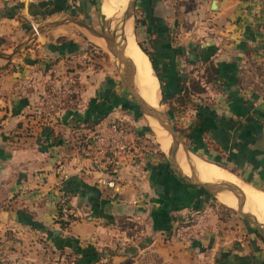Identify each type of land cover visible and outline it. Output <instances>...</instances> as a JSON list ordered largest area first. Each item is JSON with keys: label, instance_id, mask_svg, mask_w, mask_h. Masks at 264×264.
I'll return each mask as SVG.
<instances>
[{"label": "crops", "instance_id": "crops-1", "mask_svg": "<svg viewBox=\"0 0 264 264\" xmlns=\"http://www.w3.org/2000/svg\"><path fill=\"white\" fill-rule=\"evenodd\" d=\"M18 1L0 0V36L12 45L20 32L25 31L24 37L31 33L26 20L6 13ZM32 1L36 14L45 10V18L63 16L70 5L80 11L86 4V0ZM39 1L44 4L37 6ZM138 3L149 13L151 52L169 96L191 74L198 77L211 66L217 71V78L206 85L203 124L190 128L192 152L209 160L204 161L224 163L252 185L264 181V0ZM55 36L46 45L27 47L26 53L0 55V222L15 224L17 219L35 229L56 227L55 195L62 188L79 217L67 232L109 247L130 243L126 264H260L253 239L247 249L241 238L229 246L217 238L215 226L200 227L190 236L196 226L188 218L199 211L193 209L199 195L180 176L171 173L164 179L163 167L159 175V167L138 164L129 150L119 152L107 171L97 167L104 156L101 150L90 155L79 152L85 133L79 134L90 129L76 123L85 119L103 123L110 115L97 117L100 105L114 109L122 99L115 94L117 83L102 79L100 71L85 73L70 65L82 51L79 39L65 33ZM59 36L66 38L57 40ZM70 76L77 80L66 85L74 93V107L44 110L41 84L49 80L58 85ZM88 104L90 115L79 108ZM70 121L76 122L75 130H68ZM109 125L100 127L102 134L111 131ZM100 177L112 179L114 185L99 181ZM76 223H83V228L76 230Z\"/></svg>", "mask_w": 264, "mask_h": 264}, {"label": "rangeland", "instance_id": "rangeland-1", "mask_svg": "<svg viewBox=\"0 0 264 264\" xmlns=\"http://www.w3.org/2000/svg\"><path fill=\"white\" fill-rule=\"evenodd\" d=\"M101 1L102 0H95L94 5L83 4V7H80V11L78 8H72L74 11L71 8H68L66 10L67 13L63 14V16L62 14H59L47 18L39 13L35 15L30 13L27 3L28 0L18 1L17 4L10 7L11 11L6 13L15 14L16 18L21 20V22L26 20L27 23H29L31 33L24 37L25 31L20 32V35L17 37L18 41L13 45L12 43H8V40L4 39V43L0 46V52L4 54H14L15 51V53H26L27 47L36 44L38 45V43L40 44L42 42L44 43L43 45H46L47 41L56 37L55 35L57 33H65L68 36L79 39L82 43V51H80L78 57H75L70 65L84 70L85 73H91L94 70L95 72L100 71L102 79L106 77L112 79L111 82L114 81V83H117V92L115 91V94L118 98H122L123 100L122 102L118 101L114 109H110L106 114H109L110 116L106 118L103 123H99V121L96 122L95 120H92V122L90 121L91 124L88 123V125H91H89L90 130H83L82 133L79 134L82 135L85 133L83 136L85 143L84 141L81 142L79 152H81L82 146H86L91 140L95 139L96 134L101 131V126L112 124L120 130L125 138L126 147L123 151L129 150V153L132 152V159H135L138 164L146 166L147 169L153 170L155 167H159V171L161 170L160 167H163L162 169L165 173L164 179L168 178L167 176L172 177L171 173L173 172L180 176L176 167L168 159L166 152L163 151L161 143L159 142L152 126L149 125V123L151 124V120L148 118V123L147 119L141 115L135 98L123 86L118 73V62L112 53L108 51L105 41L96 38L88 28L73 21H81L85 25L100 32L102 17L99 5H101ZM19 2H22V4L20 5ZM138 2L139 0H137L134 9V34L137 42H140L148 51H152L153 45L151 43V38L148 36V32H145V27L142 21H136ZM69 7H71V5ZM30 19L33 23H36L35 26L38 27L39 25L37 29L39 32L38 35H35V30L30 24ZM54 20L57 23L66 21L67 24L53 25L50 23H44V21L54 22ZM20 56L22 57L21 54ZM9 67L8 69H10ZM191 75L192 78L198 79L196 75ZM199 75L200 73H198V76ZM88 77L89 75L86 74L85 83L90 79H88ZM48 81L49 80L41 84L42 91L40 92V98L45 104L44 110H52L57 108V105L68 106L70 104L71 106L73 103H76V100H74V93L68 92V86H66L71 83L73 84L74 82L76 83V77L72 78L70 76V78H66L64 81L59 82L60 84L58 85H50ZM159 87L163 109L166 110L169 117L172 118L175 115V111L170 109L168 102L163 97L164 95L162 93L163 90L160 82ZM206 93L207 89L201 93L193 95L192 97L196 100L201 97L207 100L205 97H209V94L206 95ZM71 107L73 108L74 106L72 105ZM79 108H85L84 113L86 115L88 112L89 115L92 113L89 104ZM193 111V109L188 108L181 113L179 116L181 127L185 126V123L191 118L192 113H194ZM76 125H73V122L70 121L68 123V130H75L73 126ZM179 133L181 135L183 134L181 131H179ZM161 174L160 171L159 175ZM181 179L183 178L181 177ZM193 187L196 188L199 195V200H195L194 203L196 205L193 209L199 211H197L194 216L188 218L191 220V224H193L192 227L196 226L190 236L193 237L197 233L195 231L200 229V227L203 228L206 226L208 228L215 226L213 229L217 238L229 246L235 239L238 238L240 240L241 238L244 242V248L247 249L251 247L253 239L255 241H253L254 245L257 241L260 246H258L257 249L255 245V251L259 256L260 264H264V234L259 230L258 232H253L256 227L252 223L243 218L234 208L223 203L221 199L217 198L214 194L203 190L201 186L193 185ZM256 187L264 191V181H259V184L256 185ZM59 189L60 190L55 195L57 210L56 217H54V223H56V227L49 226L47 227L48 229H35L31 225L19 223L20 221L17 219L15 221H18V223L15 224L9 222L6 223L4 221L0 222V264H126V257H129V254L132 252L130 243L109 247L100 244L97 239L83 240L79 237L70 235L67 232L70 229V224L79 219V217L75 215V211L69 203V197L66 191L62 188ZM63 198L65 199V202L64 205L61 206L59 203H61V199ZM61 207L62 210L65 208L67 212L66 218L62 213ZM70 213H73L76 218H70ZM188 219L186 220L187 222ZM63 221H66V224H64ZM180 223L183 225V222ZM80 227L83 228V223H76L74 225L76 230ZM140 255L143 254L141 253ZM89 261L91 262L89 263Z\"/></svg>", "mask_w": 264, "mask_h": 264}, {"label": "bare ground", "instance_id": "bare-ground-1", "mask_svg": "<svg viewBox=\"0 0 264 264\" xmlns=\"http://www.w3.org/2000/svg\"><path fill=\"white\" fill-rule=\"evenodd\" d=\"M126 3L127 0H102L100 9L106 17L114 18L119 16L116 23L119 35L118 38L120 36L123 38L122 42L125 44L124 53L135 65V82L139 92L149 105L159 110H164L160 99L158 77L154 73L148 55L142 50L136 41L134 34V15L133 13L120 14ZM92 35L103 40L95 34ZM148 118L151 120L150 125L157 135L167 157L178 171H183L184 173L189 174L190 168L184 152L179 150L178 155H176L175 153L168 151L167 148L171 145L169 134L156 119L150 116H148ZM190 159L202 180L212 181L225 186L244 200L245 210L252 211L256 214L259 220L264 221V191L262 189L244 181L235 172H232L227 168L221 167L212 162L204 161L193 152L190 153ZM230 191H220L216 197L221 199L223 203L235 208L237 198Z\"/></svg>", "mask_w": 264, "mask_h": 264}, {"label": "water", "instance_id": "water-1", "mask_svg": "<svg viewBox=\"0 0 264 264\" xmlns=\"http://www.w3.org/2000/svg\"><path fill=\"white\" fill-rule=\"evenodd\" d=\"M137 0H127V3L122 10L120 14H127V13H133L134 15V9L136 6ZM101 3V2H100ZM100 14L102 17V25H101V31L98 32L94 30L93 28L89 27L88 25H85L81 21L73 20L74 22L78 23L79 25L88 28L90 31H92L93 34L101 37L106 44V47L109 52L112 53V55L116 58L118 62V68H119V76L120 80L123 84V86L129 91V93L135 98L136 103L139 107L141 115H143L147 121L148 116L153 117L157 120V122L167 131V133L170 136L172 145H169L167 148L168 151L175 153L178 155V151L181 150L184 152L185 157L187 159L188 166L190 168V173H184L183 171L178 173L180 176L189 184L198 185L203 187L206 191H208L211 194H214L217 196V194L220 191H230L225 186L214 183L212 181L208 180H202L197 171L195 170V166L193 165L191 159H190V153H192V150L188 145L186 144L184 138L179 133L178 129L174 126L172 123L171 118L169 117L166 110H159L151 105H149L146 100L142 97V95L139 92V89L137 87V84L135 82V65L133 61L125 55V44L122 42L123 38L120 36L118 38V31L116 28V23L119 18L118 17H106L99 5ZM0 55H8L0 52ZM153 68V67H152ZM156 74V73H155ZM162 103V102H161ZM149 123V121H148ZM150 125V123H149ZM169 159V158H168ZM170 160V159H169ZM172 163V162H171ZM173 164V163H172ZM233 193L232 191H230ZM237 198V204L234 208L243 218H245L247 221L252 223L262 234H264V221H261L258 219L256 214H254L252 211L245 210L244 209V200L238 196L237 194L233 193ZM233 208V207H232Z\"/></svg>", "mask_w": 264, "mask_h": 264}, {"label": "trees", "instance_id": "trees-1", "mask_svg": "<svg viewBox=\"0 0 264 264\" xmlns=\"http://www.w3.org/2000/svg\"><path fill=\"white\" fill-rule=\"evenodd\" d=\"M43 2L44 1H39L37 3V6H42L44 4ZM19 4L21 5L22 2H19ZM33 4H34L33 1H30L28 3V9H29L30 13H32V14L35 15L36 14V11H34V8H33L34 5ZM86 4L94 5L95 4V0H86ZM137 7H138V9H137L138 11L136 13V21L137 20L142 21L143 25L146 26V27L144 26L145 27V32L146 33L148 32V34H150L152 32V28L147 25V19L149 17V13L144 8V5H142V3L141 4L138 3V6ZM68 8H71V7H68ZM72 10L74 11V9H72ZM39 14H41L42 16H44L45 15V10L39 11ZM65 38H66L65 36H59V37H57V40H64ZM3 43H4V38L2 36H0V46ZM138 44L142 48V50L149 57V60L151 62V65H152V67H153V69H154V71H155V73H156V75L158 77V80L160 82V85L162 87V90H163L162 93L164 95L163 97L168 102L170 109H172L173 111H175V115L171 118L172 119V122L174 123V126L178 129V131H181L183 133L182 134L183 138L186 139L185 141H186L187 145L191 148V143L189 141V139H190L189 136L191 135L190 128L193 125L197 126V125H202L203 124L202 112H203V109L207 106V104H206L207 102L204 100L203 97H201L200 99H197L196 100L192 96L193 95H196L197 93H201V92L205 91L207 83L211 79L217 78V71H216V69L214 68V70H213V67L212 66L209 67V68L208 67L204 68V73L200 74V76L197 77L198 79H194V78L190 77L187 82L180 83L178 85V90L175 93H173L172 95L169 96L168 95V92L164 88L162 75H161V73L159 71V68L157 66L156 58L154 57L153 52L148 51L140 42H138ZM203 77H204V79H203ZM109 81H111V79H109ZM193 90H194V92H193ZM198 98H199V96H198ZM117 101H118V99H117ZM110 107H111V105H108L106 103L100 105V113L98 114L97 117H99V118L102 119L110 111ZM188 108L193 109L194 110L193 111L194 113H192L191 118L185 123V126L184 127H181L180 126L181 124H180V119H179L180 117L179 116L181 115V113H183L185 111V109H188ZM87 115H89V112L87 113ZM90 121L91 120L85 119V120H83L81 122H78V123L74 122V124L75 123L76 124L83 123L86 127H89V125L92 122V121L91 122ZM88 123H90V124L88 125ZM202 130H203V128H202ZM84 140L85 139L82 137L81 138V141L79 142V147H81V142H83ZM84 143H85V141H84ZM203 159H205V158H203ZM205 160H207V159H205ZM207 161H209V160H207ZM210 162H212V161H210ZM213 163H215V162H213ZM215 164H217V165H219L221 167H224V165H223L224 163H220L222 165H220L218 163H215ZM224 168H226V167H224ZM232 172H233V170H232ZM172 174H174V176L179 177L177 175V173H175V172H173ZM179 178H181V177H179ZM243 178L245 179V177H243ZM248 180L251 181L250 179H248ZM252 183L255 186L259 184L257 182H253V181H252ZM201 188L203 190H205L203 187H201ZM69 217L72 218V219H75L76 218V216L73 213H70V216ZM63 223L66 224V221H63ZM255 231L258 232V229L257 228H254L253 232H255ZM255 245H256V243H255ZM258 246H256L257 249H258ZM90 262L91 261H89V263Z\"/></svg>", "mask_w": 264, "mask_h": 264}, {"label": "built area", "instance_id": "built-area-1", "mask_svg": "<svg viewBox=\"0 0 264 264\" xmlns=\"http://www.w3.org/2000/svg\"><path fill=\"white\" fill-rule=\"evenodd\" d=\"M30 24L32 28L35 30V35H38V27L35 26L36 23H33L30 19ZM263 51H264V43H263ZM102 130V129H101ZM101 131H99L98 134H96L95 139L91 140L89 144L86 146H82L81 152L84 155H90L93 152L102 151L103 152V158L100 159V161L97 163V167L101 171H107L110 168L114 166L116 163V157L119 154V152L123 151L125 149V138L123 137V134H121L120 130L117 129L115 126L111 128V131L108 134H100ZM101 140V142H100ZM101 182L106 183L108 186H113L114 181L112 179H105L100 177L98 179ZM63 194V192H62ZM64 195V194H63ZM65 198V196H64ZM61 199V204L64 205L65 199ZM62 210V207H61ZM62 213L64 214V217H67V212L65 208H63Z\"/></svg>", "mask_w": 264, "mask_h": 264}]
</instances>
